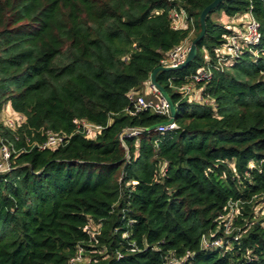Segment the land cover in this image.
<instances>
[{
  "label": "trees",
  "instance_id": "1",
  "mask_svg": "<svg viewBox=\"0 0 264 264\" xmlns=\"http://www.w3.org/2000/svg\"><path fill=\"white\" fill-rule=\"evenodd\" d=\"M212 1L0 0V115L8 105L23 117L0 119L10 150L0 264H69L79 250L76 264H264V0H221L194 58L156 73L176 128L158 132L149 127L167 116L126 111L168 51L198 35ZM172 10L186 27L172 26ZM215 11L251 14L260 43L212 68L195 85L202 99L187 100L176 87L216 64L233 31ZM78 121L102 128L88 137ZM127 127L142 130L120 139ZM48 133L64 141L40 148Z\"/></svg>",
  "mask_w": 264,
  "mask_h": 264
},
{
  "label": "built area",
  "instance_id": "2",
  "mask_svg": "<svg viewBox=\"0 0 264 264\" xmlns=\"http://www.w3.org/2000/svg\"><path fill=\"white\" fill-rule=\"evenodd\" d=\"M174 28H184L187 26L186 22V13L184 10H172L169 14ZM240 26L235 27L232 25V33L227 38V44L219 51L217 55V62L213 65H207L205 67L199 68L196 73L188 77L187 82L176 87V90L182 94L187 100H192L198 98L201 100L202 97L200 93H196L195 85L197 82L204 81L211 74V69H220L222 65L229 63L238 54L241 50L246 47L250 52L256 53L255 46L260 43V32H259V23L253 18L251 14L247 16H241L239 19ZM238 23V24H239ZM189 44L186 41L174 46L171 50L168 51L165 57L160 60V66L164 67H176L181 64L187 56L189 51ZM151 90L154 92V98L147 99L145 96L139 94L138 92H130L128 94V99L130 101V106L126 108V111L130 115H136L139 111L142 110H151L156 114L165 115L170 118V109L167 101L162 97L158 89L150 82L149 83ZM177 125L173 121L169 124L161 123L155 129L158 132H164L169 129L176 128ZM102 127L100 125L92 124L86 121H78L77 130L83 133L85 136L93 137L96 132H98ZM142 128H124L120 133V139L129 134H137L141 131ZM64 141V137L58 133H48L47 138L43 144L40 145V148L44 149L46 147H54L61 144ZM9 146L5 143H1L0 146V171L7 170L10 168L8 159H9ZM237 203L229 202V209L225 214L219 216L221 221H224L226 228V233L228 234L232 230V220L235 213V207ZM87 232L93 233L90 228L87 226L84 228ZM222 244L221 239L207 242L203 239L204 246H220ZM82 257L81 250L78 251L76 257L69 260V264H76L78 260ZM173 264H179L177 261H174Z\"/></svg>",
  "mask_w": 264,
  "mask_h": 264
},
{
  "label": "water",
  "instance_id": "3",
  "mask_svg": "<svg viewBox=\"0 0 264 264\" xmlns=\"http://www.w3.org/2000/svg\"><path fill=\"white\" fill-rule=\"evenodd\" d=\"M220 1L221 0H213L212 2H210L208 5H206L201 10V12L199 14V23H200L201 29H200V32L198 33V35L192 39L190 46H189V51H188L187 56L184 59V61L176 67L157 66L152 71V73L150 74V78H149L150 82L158 89V91L161 93L162 97L167 101V103L169 105L170 118L163 122L165 124H169V123L174 121L173 120L174 105L171 101L170 96L165 91V89L159 83L156 82L155 75L158 71H167V70H171V69H175V68H181V67L185 66L188 62H190L194 58V56L196 54V43L201 39V37L203 36V33H204L205 19H206L207 15L210 13V11H212L218 5V3ZM158 125L159 124H154V125H151L149 128L155 129Z\"/></svg>",
  "mask_w": 264,
  "mask_h": 264
},
{
  "label": "rangeland",
  "instance_id": "4",
  "mask_svg": "<svg viewBox=\"0 0 264 264\" xmlns=\"http://www.w3.org/2000/svg\"><path fill=\"white\" fill-rule=\"evenodd\" d=\"M243 16H247V14H241ZM210 17L212 20L220 23V24H226V23H229V24H232L234 26H238L240 25L239 22H233L232 18L230 17H227L226 15H224L223 13H219L217 11L213 12L210 14ZM239 23V24H238ZM193 34L190 35V37L186 40V43H188L190 45L192 39H193ZM200 90H197L196 93H199ZM139 94L145 96L146 98H154V92L151 90L150 88V84H143L142 88L140 89V91H138ZM22 116L21 115H18L16 113H14L8 105H6L0 115V119L2 120L3 123H6L7 125H10V126H15L17 125L18 122H21L22 121ZM0 165H1V161H0ZM258 207H261L260 209L264 211V203H262L260 206ZM264 212H260L259 213V216L262 217L264 216L263 214Z\"/></svg>",
  "mask_w": 264,
  "mask_h": 264
},
{
  "label": "crops",
  "instance_id": "5",
  "mask_svg": "<svg viewBox=\"0 0 264 264\" xmlns=\"http://www.w3.org/2000/svg\"><path fill=\"white\" fill-rule=\"evenodd\" d=\"M240 17L241 16H236V17H231V18H232L233 22H239ZM235 27H237V26H235Z\"/></svg>",
  "mask_w": 264,
  "mask_h": 264
}]
</instances>
